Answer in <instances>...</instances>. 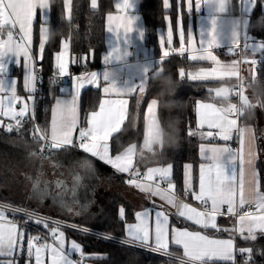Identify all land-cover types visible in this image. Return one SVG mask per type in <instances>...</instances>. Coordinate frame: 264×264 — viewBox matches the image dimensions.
<instances>
[{
	"label": "snow or ice",
	"instance_id": "obj_1",
	"mask_svg": "<svg viewBox=\"0 0 264 264\" xmlns=\"http://www.w3.org/2000/svg\"><path fill=\"white\" fill-rule=\"evenodd\" d=\"M258 0H240L241 11L249 17L243 21L236 19L231 23L230 0H195V11L199 13L202 8L207 9V15L200 16L199 44L193 36L191 22L187 30L180 20L177 21L179 36V48L173 45V27L169 17L167 47L161 37L160 45L162 55L153 63L151 58L144 59L142 64L136 65V73L128 74L126 69H131L128 58L132 55L129 49L133 46V33L140 40L145 38V29L139 23L141 17L132 14L129 10L136 8L135 0H121L115 7L120 14L107 15V32L111 33L114 43L103 56L106 65L102 72H90L84 75L72 76L70 98L53 97L54 105L50 108V121L41 128L33 123L32 138L39 144L36 152L41 160L59 151H68L76 148L93 158L110 165L117 173L127 174L126 183L138 189L148 197H158L162 202L156 205L152 200L151 208H144L134 212V223L126 222V209L118 208V217L126 222V243L139 244L144 248L157 253L171 256L170 245L178 246L183 250L180 264H237L235 256L247 254L248 259L243 264H251V248H237L236 237L245 241H255L258 235H264V191H261L259 173L254 169L251 185V196L245 195V137L249 130L238 126L237 118L253 107L245 94V79L241 75V64H258L256 59H248V53H257L264 50V40L249 35L248 25L250 17ZM65 8L71 13V0H64ZM50 0H0V126H5L6 118L14 123L6 125V130L21 131L25 122L35 120L34 93L37 90L36 64L40 63L46 50V43L50 39L49 29L44 26L48 22L47 10ZM165 10L169 8V0H163ZM91 8H97V0H91ZM41 10L44 17L40 28V43L36 54L31 50L32 32L37 11ZM187 9L189 15L193 10L192 0H188ZM261 12L264 14V2L261 4ZM243 40V43H242ZM187 45V46H186ZM69 40L62 41L61 50L54 53L55 67L60 78L69 76ZM226 48V55H239L241 59L223 61L216 50ZM239 50V51H238ZM191 62H208L209 67H201L197 71L179 69V77L187 78L192 82H223L226 79L237 80L232 88L218 87L208 89L214 93L213 100L227 101L224 106L215 102L197 101L195 113L197 117L196 129L190 130L188 135L203 138H218L223 145L207 146L201 143L200 156L208 161L199 165L198 187L193 184V165L185 166L183 194L191 196L201 207L197 208L181 199L180 193L172 180L173 166L148 167L142 172L135 162L137 145L130 144L123 151L113 154L110 141L114 134L121 132L122 126L128 118V100L137 90L144 94L149 80V73H159L156 65L162 64L172 54L183 57L185 54ZM20 63L23 57L26 75L23 86L28 95L24 98L18 95V79L8 80L7 64ZM75 63L76 60H72ZM138 81V83H137ZM56 81L53 80V84ZM85 85L102 87L105 97L99 101L98 109L87 113L83 125L81 124L79 108L77 104L81 89ZM64 96V89H61ZM235 96L239 103H232ZM32 107H29V102ZM21 105L17 108V105ZM157 100L153 99L148 104L145 115V132L143 148L140 152H155V146L162 147V135L156 112ZM264 107V105H261ZM207 128V131L204 129ZM239 136V149L233 150L228 142L233 135ZM254 139V136H253ZM56 168L57 162L50 161ZM248 165H253L251 151H249ZM38 173L33 184L32 194L37 199L54 196L55 200L64 211L70 215H81L87 210L90 201L80 203L78 199L77 185L80 184L77 177L71 186H66L63 181L55 184L41 183ZM31 179V178H30ZM55 192H51V188ZM86 191V187H85ZM165 204L175 209L170 213L164 210ZM78 206L79 211L74 207ZM251 206L254 211L244 210ZM19 211V210H17ZM239 211L240 214H237ZM235 217V223L231 228L220 227L218 217L223 215ZM179 218L196 226L198 230L189 227H176L171 224V216ZM31 219V216H29ZM41 224L51 237L26 235L25 231L14 219H8L5 212L0 210V264H18V258L25 256L26 264H81L79 259L73 260V255L79 253L84 257L82 245L75 240L68 242L64 226L51 220L35 221ZM51 225V227H50ZM75 230L88 232L86 227L71 225ZM209 232L212 234L210 235ZM217 233H228L227 238H217ZM103 259L104 257H97Z\"/></svg>",
	"mask_w": 264,
	"mask_h": 264
},
{
	"label": "trees",
	"instance_id": "obj_2",
	"mask_svg": "<svg viewBox=\"0 0 264 264\" xmlns=\"http://www.w3.org/2000/svg\"><path fill=\"white\" fill-rule=\"evenodd\" d=\"M240 0H233L234 9L237 10ZM262 0L257 5L250 17L248 25L249 34L252 37L264 40V14L261 12ZM51 17L49 20L50 39L46 43V50L42 60L43 73L39 78L38 94L35 101V120L27 121L21 131L9 133L5 126H0V200L14 205L31 208L28 203L14 201L10 198V188L7 185L8 178L14 177L17 166L22 162V157L31 156L36 152L39 144L32 138L33 123L45 127L50 121V108L53 104V97L60 93L62 82L53 73L54 53L59 51L62 41L67 38L70 42L71 70L73 73L85 69L95 68L102 64V56L106 51V16L115 10L114 0H98L96 9L91 8V0H72L70 18L66 17L64 0H50ZM140 13L145 20V43L155 49L159 46L158 29L165 24L166 10L163 0H140ZM39 22L35 23L34 52L38 49ZM221 59L238 58L239 55H226L224 51H218ZM255 75H250L245 80V93L253 107L249 108L240 116L241 124H251L256 130L258 137L257 162L260 171L261 191H264V51L257 59ZM210 66L208 62H191L187 55L181 57L172 54L159 64L162 69L159 73H152L149 76L146 91L143 95L134 94L130 98L128 118L122 126L121 132L114 134L110 141L112 153H118L130 144H136L138 150H142V138L144 136V121L146 108L151 98L158 100L157 114L163 130V143L159 149L155 146V152H143V157L136 159L137 166H143L149 159H157L161 164L173 166L172 180L176 185L178 193L183 194L184 164L189 162L194 165V187L198 181V165L200 162L199 145L203 139L197 135H188L190 130L196 128L195 105L197 101L207 100L213 97L208 91L217 81L192 82L186 77H179V69L194 71L201 67ZM21 79V77H20ZM53 80L56 81L53 84ZM232 80L229 81V83ZM21 85V80H20ZM101 99V91L98 88L85 89L81 95V118L84 122L87 113L98 108ZM217 100V99H216ZM221 142V140L216 139ZM237 146L236 140L231 143ZM39 158L38 155H32ZM58 158L65 162L75 159L89 158L85 153L76 150L59 151L48 156ZM37 159H35L37 161ZM93 160V159H92ZM94 161L98 172H111L99 161ZM31 162L27 158L26 164ZM120 203L116 198H110L106 211L100 221L99 228L103 232L123 238L125 236L126 222L134 220V211L126 207V222L118 217ZM18 219L35 231L41 230L46 237H50L45 228L33 220ZM171 224L194 228L189 222L176 215L171 216ZM70 237L79 241L83 251L90 254L85 258L93 264H180V261L173 258H166L160 255L149 253L143 249L128 246L113 240L98 238L92 235H85L81 232L68 229ZM51 238V237H50ZM237 248H251V264H264V235H258L255 241H245L238 237ZM177 253L175 248L169 249ZM97 257H104L98 259ZM244 260H239L242 263ZM237 263V264H238ZM19 264H26V259L20 260ZM224 264V262H218Z\"/></svg>",
	"mask_w": 264,
	"mask_h": 264
},
{
	"label": "crops",
	"instance_id": "obj_3",
	"mask_svg": "<svg viewBox=\"0 0 264 264\" xmlns=\"http://www.w3.org/2000/svg\"><path fill=\"white\" fill-rule=\"evenodd\" d=\"M118 2H121V0H114V6ZM135 2H136V8L134 10H129V11L132 14L139 15L141 17L139 23L141 25H143V27L145 29V20H144L143 15L139 11L140 0H135ZM262 2H264V0H262ZM187 3H188V0H169V8L166 10V12H167L166 16L170 18V21H171V24L173 27V45H172V47L179 48V36H178L177 27H176L178 20H180L182 22L183 27L185 29L186 41H187L188 26H189V23L191 22L192 29H193V36L195 37V39L197 41V46L199 44V24H200L199 17L207 15V9L202 8V10L199 13H197L195 11V0H192L193 10H192L191 14L189 15V12L187 9ZM233 3H234L233 0H230V4H229L230 19L231 20L239 19L241 21H243L245 19H249V17L241 11L240 1H239L237 10L234 9ZM97 5H98V0H97ZM71 9H72V0H71ZM109 13H111L113 15L120 14L118 12V10L116 9V7H115L114 11L109 12ZM65 14H66L67 18H70L68 10L66 8H65ZM46 15L48 18V22L44 26H46L49 29V20L51 17L50 5H49V9L47 10ZM70 16H71V13H70ZM43 19H44V17L41 13V10L38 9L37 16L34 20L33 32H32V44L30 46L33 55H35V52H34L35 23H36V21L39 22V40H38V45H39V43H40V28L43 24ZM168 26H169V20L165 19V24L163 26L159 27V29H158V40H159L158 44H159V46L157 49L148 46L145 43V38L143 40H140L136 33L132 34L133 46L129 49L130 51H132V55L128 58V64L132 65V67H131V69H126V72L128 74H135L136 73V65L142 64L144 59H146V58H151L153 60L154 65H155V62L162 55V48L160 45L161 37L164 38L165 47H167L166 42H167ZM65 39H67V38H65ZM105 40H106V51L103 54V56L110 49L111 44L115 42L112 34L107 32V16H106ZM242 43H243V40H242ZM60 50H61V48H60ZM218 51L227 52V49L221 48V49L216 50L217 54L220 57V54L218 53ZM262 51H264V50H260L257 53H249L248 59L251 60L252 56L257 57V59H258L259 55ZM70 53H71V51L69 48V61H70V65H71V54ZM186 55H188V54L186 53ZM103 56H102V64L100 66H97V67L91 68V69H85V70H82V71L77 72V73H73L71 70V67L69 65V74H71L70 77L78 76V75H84V74L94 72V71L95 72H102L106 67V65L103 62ZM220 59H221V57H220ZM232 59H238V58L221 59V60L230 61ZM156 66L158 67V65H156ZM207 67H209V66H207ZM7 68H8V73H7L8 80L10 81L13 79H18V84H17L18 95L22 98L26 97L28 95V93L25 91V88L23 86V80H24V77L26 75V69L24 66L23 57H21L20 63H18V64L15 63V57H13L12 62H9L7 64ZM158 68L161 69L160 67H158ZM198 69H196L192 72H195ZM36 70L37 71L39 70L41 72L40 63L36 64ZM37 71H36V75H37ZM52 71H53V73H50L49 76L58 75V70L55 67L54 57H53V70ZM246 72H247V79H248V77L252 74H249L248 70ZM152 73H154V72L150 71L149 76ZM20 77H21V79H20ZM39 78H40V76L37 75L38 81H39ZM20 80H21V85H20ZM230 80H235V78L226 79L223 81V82L228 83V85H227L228 88H229V81ZM61 82H62V86L60 88V93L56 94L55 96L58 98H70V96L73 94L72 89H71V84H72L71 78L67 82H64V81H61ZM137 83H138V81H137ZM221 83L222 82L214 83L212 85L211 89L223 87L221 85ZM62 88L64 89V96L63 97L61 96V89ZM89 88H97V87H95L94 85H85V87L83 89H81V93H80L78 100H77V104H78V108H79V115H80V120H81L82 125L84 122H82V118H81V108H80L81 95L85 89H89ZM146 88H147V86H146ZM98 89H100V91H101V99L102 98H113V97H105L103 94V91H102V87L98 88ZM37 94H38V83H37V90L34 93V105H35V101L37 98ZM134 94L143 95V94H140L137 90L132 95L124 97L125 99L128 100V108L130 105V98ZM212 94L214 96V93H212ZM151 100H153V99H150L148 104L151 102ZM155 100H157V99H155ZM201 101L215 102V103H217L218 106L221 103H223L224 106L227 105V101L221 102L219 99L213 100L212 98H210V99L201 100ZM231 102H232V99H231ZM53 105H54V99H53L52 106ZM20 106L21 105L18 104L17 108H19ZM32 106H33L32 102L30 101L29 107L31 108ZM157 107H158V100H157L156 112H157ZM97 109H95V110H97ZM145 115H146V113H145ZM157 119H158V122L160 125V131H161L162 143H163V136L164 135H163V130H162V126H161L158 114H157ZM237 120H238V126L239 127H243V128H246L249 130V134L245 137L244 154H245V161H246L245 195H246V197H250L251 196V185L249 182L252 179V172L254 169L259 173V178H260V171H259L258 166H257V162L259 159L258 137H257L256 130H255L253 125L241 124L240 123V117H238ZM3 123L6 127L7 124L14 123V122L5 118L3 120ZM145 128H146V124L144 121V132H145ZM204 131H207V128H205ZM253 136H254V139H253ZM143 138H144V136H143ZM143 138H142V142H141L142 148H143ZM216 139H218V138H203V141L201 143H204L207 146L223 145L224 144L223 141L218 142V141H216ZM235 140L237 142V146H232L231 143L234 142ZM228 144L233 150H238L240 147L238 134H234L233 139L231 141H229ZM157 146L159 149L161 148V146L159 144ZM76 150H79V149H76ZM79 151H81V150H79ZM249 151H251V157L253 159V165H251V166L247 164V160L249 159ZM81 152H83V151H81ZM140 152H141V150L137 149V155L135 157V162H136L137 158L141 157ZM86 155L89 158L75 159L71 162H65L62 159H58V158H47V159H43V160H41L39 158L37 161L31 159V162L28 164V168L23 171V173L26 174V176H27V181H26L25 186H24V188H26V193L22 196V198L26 199L27 203L30 204L29 206H31V208H34L38 212L45 213V214L52 216V217H55L57 219L67 220V221H70L72 223L79 224L80 226H84L87 228H94V229H100L99 228L100 221H101V219H102V217L106 211L107 203L109 202L110 198H112V197L116 198L119 201L120 205L124 206L125 209L127 206H129L134 212L142 210L144 208H151L153 206L152 205L153 199L155 200L156 205H161L162 203H164L158 197H155V198L148 197L145 194H142L138 189H135L134 187L129 186L126 183L127 179L129 178L127 174L117 173L110 165L100 161L98 158H93L88 154H86ZM199 156H200V154H199ZM92 159L95 161H99L101 164L106 166V168L110 169L111 172H107V171L101 172V173L98 172L97 168L94 164V161ZM150 160H154V161L150 162ZM50 161L57 162L58 166L56 168H53L51 166ZM207 162L208 161L204 160L200 156L199 165L201 163H207ZM188 164L193 165L192 163H189V162L185 163L184 164V173H185V166ZM166 165H168V164H161L157 159H149L146 162H144L143 166L138 165V167L140 168V170L142 172H144V171H146V169L148 167H158V166H166ZM199 165H198V172H199ZM83 169H87L90 171V175L96 181V186L91 190L90 193L86 194V197H85V199H83V201H80V203H87L90 201V204H89L87 210L84 211L81 215H70L69 213L64 211L60 206H58L54 196L49 195L48 198H42V199H37L33 196V194H32L33 184L35 183L39 172L42 171V173H43L42 175H39V180L42 184L43 183H49V184L54 185L55 182L59 180V181H63L66 186H71L72 184H69V181L72 180L74 178V176H76L77 173L79 171H82ZM192 173H193V184H194V165H193ZM172 174H173V170H172ZM196 187H198V181H197ZM50 191L55 192L56 189L53 187L50 189ZM180 197H181V199L186 200V202L192 204L193 206H195L197 208L201 207V205L198 202H195L191 198L190 195L184 196V194H180ZM0 210H3L5 212L8 219H13L12 218L13 213H12V211L9 210V208L4 207V206H0ZM74 210L79 211L80 209L78 206H75ZM164 210L167 212H170V213L175 212V209L171 208L170 206H167L166 204L164 206ZM237 214H240L239 211ZM234 218L235 217H230L229 215L225 214L223 216L218 217L217 223L220 227L231 228L233 226ZM14 220L19 223V226L25 231L26 235H31V236H37L38 235V236H40V231H37V230L35 231L34 229H31L30 226L28 227V226L24 225V221L21 222L18 219V217ZM21 220H26V219L23 217V218H21ZM33 222H35V221H33ZM134 222H135V220L128 222V223H134ZM172 225L176 226V227H180V228L187 227V226H180L177 224H172ZM50 227H51V225H50ZM189 228L192 230H198L196 227H194V228L189 227ZM209 234L211 235L212 233L209 232ZM215 235L217 236V238H227L228 237V233H217ZM46 238H48V242H51L50 237H46ZM124 239L125 240L128 239L127 234H126V227H125ZM66 240L68 242H70L71 240L77 241L73 237H67V236H66ZM78 243H80V242H78ZM235 244H236V240H235ZM236 247H237V244H236ZM170 248H175L176 250H178L177 253H173V254H176L180 257L183 256L182 248H180L178 246H173V245H170L169 249ZM82 249H83V246H82ZM169 252L172 253L170 250H169ZM76 255H79V253H76L73 255V257H72L73 260H76L75 259ZM84 257L86 258L87 254L84 253ZM22 259L23 260L26 259L25 256H20L18 258V264H19L20 260H22ZM238 264H243V262L238 263Z\"/></svg>",
	"mask_w": 264,
	"mask_h": 264
},
{
	"label": "built area",
	"instance_id": "obj_4",
	"mask_svg": "<svg viewBox=\"0 0 264 264\" xmlns=\"http://www.w3.org/2000/svg\"><path fill=\"white\" fill-rule=\"evenodd\" d=\"M37 75L41 76L42 73L38 70L37 71ZM70 76H71V74H69V76H67V77L60 78L58 75H55V77H57L60 81H64V82L69 81ZM236 84H237V80L235 79V80H233L230 83L229 88H232L233 85H236ZM38 86H39V81H38ZM245 87H246V85H245ZM232 103H239L238 98L233 96L232 97ZM34 107H35V105H34ZM0 206H4V207L12 209V213H13L12 218L13 219H16L19 215H21V216L25 217L26 220H30L31 221L33 219H29L28 216H32L33 218H38L39 220H51V221H54V222H59L62 226L63 225H67V226H64V227H66L67 229H71V230H75L73 227H71V225L84 227V226H80L79 224L67 221V220L57 219L55 217L49 216V215H47L45 213H41V212H38V211L30 209V208H27L25 206L14 205L12 203H8V202L5 203V202H2V201H0ZM17 210H19V211H17ZM245 210L254 211V208L251 207V206H246ZM234 223H235V218H234L233 224ZM28 225L31 226V224H28ZM87 229H89L88 232H82V231H78V230H75V231L81 232V233H83L85 235H92V236H96L98 238L109 239V240H113V241H116V242H119V243H122V244H125V245H128V246H132V247H135V248H140V249H143V250H145V251H147L149 253L160 255V256H163V257H166V258H173V259H176L178 261H180L179 258H181L180 256H178L176 254H173V253H171L172 254L171 256H166L164 253H157V252H155L153 250L144 248V247H142L139 244L126 243L125 241H127V240H125L124 238H120V237L108 234L106 232H103L100 229H94V228H87ZM37 231H40V236L41 237H46L45 234L43 232H41V230L37 229ZM238 237L239 236L236 237V244H237ZM75 259L76 260L79 259L81 261V264H85V257H80V255H76ZM245 259H248L247 254H244L243 256H241L240 254H237L235 256V260H236L237 263H238L239 260H245Z\"/></svg>",
	"mask_w": 264,
	"mask_h": 264
},
{
	"label": "rangeland",
	"instance_id": "obj_5",
	"mask_svg": "<svg viewBox=\"0 0 264 264\" xmlns=\"http://www.w3.org/2000/svg\"><path fill=\"white\" fill-rule=\"evenodd\" d=\"M249 53H251V52H249ZM240 59H241V57H240ZM251 59H257V57L252 56ZM253 67L254 66L251 64H241V66H240L241 75L244 77L245 80L247 79V72L246 71L248 70L249 74H252L251 70L253 69ZM255 68H256V66H255ZM255 68H254V72H255ZM230 83H229V85H230ZM221 85L223 87H227L228 83L222 82ZM151 99H155V98H151ZM27 158H31L32 160L37 159L36 157H34L32 155L28 156L26 158L22 157V162L19 165H16L17 166L16 172L14 173V171L12 170V173L16 174V175L14 177L8 178V183H7V185L9 186L8 188H10V191H11L10 198L14 201L22 202V203H27V200L22 198V196L26 193V188H24V186H25V183L27 181V176H26V174L23 173V171L28 168V165L26 164ZM0 201H2V200H0ZM2 202H5V201H2ZM28 205H30V204L28 203ZM9 210L12 211V209H10V208H9ZM28 218H29V216H28ZM31 219L36 221L38 218H33L31 216ZM62 230L66 233L67 237H70L69 234H67L68 229L66 227H63ZM85 254H87V257L90 256V254H88V253H85ZM85 264H93V263L91 261L87 260V261H85Z\"/></svg>",
	"mask_w": 264,
	"mask_h": 264
},
{
	"label": "water",
	"instance_id": "obj_6",
	"mask_svg": "<svg viewBox=\"0 0 264 264\" xmlns=\"http://www.w3.org/2000/svg\"><path fill=\"white\" fill-rule=\"evenodd\" d=\"M154 160H150V162H153ZM42 167V166H41ZM79 177L80 184L77 185V191H78V199L79 201H83L85 199L86 194L90 193L91 190L96 186V181L93 179V177L90 175V171L87 169H83L82 171H79L76 176L72 180L69 181V184H72V182ZM86 187V191H85Z\"/></svg>",
	"mask_w": 264,
	"mask_h": 264
},
{
	"label": "clouds",
	"instance_id": "obj_7",
	"mask_svg": "<svg viewBox=\"0 0 264 264\" xmlns=\"http://www.w3.org/2000/svg\"><path fill=\"white\" fill-rule=\"evenodd\" d=\"M236 21L235 20H232L231 23H235Z\"/></svg>",
	"mask_w": 264,
	"mask_h": 264
}]
</instances>
